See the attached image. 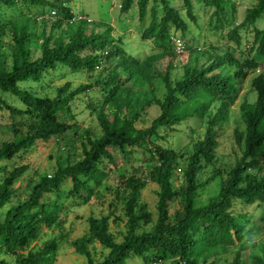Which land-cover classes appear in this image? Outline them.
Returning a JSON list of instances; mask_svg holds the SVG:
<instances>
[{
    "label": "trees",
    "instance_id": "trees-1",
    "mask_svg": "<svg viewBox=\"0 0 264 264\" xmlns=\"http://www.w3.org/2000/svg\"><path fill=\"white\" fill-rule=\"evenodd\" d=\"M163 16L157 20L151 12L150 25L143 34L144 39H154L158 47L170 54L169 29L185 33L187 25L175 8L167 0H161ZM187 15L193 20L190 0H181ZM215 9L217 17H225L223 0H201ZM230 1V0H225ZM256 4L248 9L242 22L228 32V40L240 48L239 31L253 28V46L249 57L236 59L226 51L222 56L209 59V64L187 68L180 81L172 84L168 66L162 75L165 96L162 101L147 100L144 95L133 94L127 83L140 77L142 66L137 59L128 56L110 37L111 28L102 32L86 31V21H69L72 15L59 1L49 0H0L2 5L16 8L18 5L35 7L38 10L49 9L48 15L55 12L62 17L53 23L59 34L50 32L44 35L39 51L34 58L31 48L33 37L30 23L34 18L28 14L0 25V92L19 100L22 109L14 108L0 98V110L10 115H26L28 121L20 133L12 127L13 139L0 143V209L10 204L17 190L15 184L27 171V165L13 164L10 169L6 164L14 163L20 155L30 151L38 142L56 140L60 142L75 125L60 121L61 115L73 116L70 104L74 98L91 89L80 86L74 91L65 84L58 89L55 98L39 97L19 87L20 83H39L54 72L59 66L74 72H94L102 60L112 61L113 68L105 82L108 88L106 98L98 112L97 119L102 136L97 140L88 139L82 144L80 159L75 163L58 166L52 176H44L32 187L26 200L10 207L3 220H0V256H13L12 264H54L58 251V242L50 241L40 250H32L31 245L39 238L43 226L52 228L59 221V208L56 202H44L45 195L58 191L66 179L72 183L71 194L84 197L87 202L93 192L107 178L106 164H116V153L127 161L130 149H141L149 139H161L160 129H172L193 117L206 118L207 127L204 138L193 146L184 172L185 189L182 208L170 217L169 206L177 196L172 181L178 164L175 151L154 145L156 164L151 172V180L157 185L158 223L150 229H144V205L140 202V192L145 187V180L135 176L125 179L129 191L125 216L127 218V236L120 244L108 234V219H88L87 233L73 243L76 252L83 255L88 264H126L131 257L151 259L146 264H215L211 260L216 254H225L235 244L243 245L244 225L235 215V207L264 203V175L254 177L248 172L259 170L264 160V77L258 75L252 80L256 92L254 104L243 102L240 106L241 117L245 124L244 136L236 133V144L243 145L241 158L226 173V180L212 200L203 206L196 205L198 191L206 184L199 182L203 169L202 162H211L217 147V130L228 117V111L237 95L236 84L244 80L249 73L259 67V58L264 57V29H257L256 22L264 20V0H255ZM150 0H121L120 9L127 13L137 7L138 18L143 21ZM232 13L234 14V6ZM41 14V12H39ZM35 20V19H34ZM219 23H223L218 18ZM11 32L12 45L10 54L3 52L2 38L5 28ZM185 50V47H184ZM171 55V54H170ZM149 63H144V66ZM124 75L125 79H123ZM216 103L217 106H213ZM156 105L159 115L150 121L147 128H138L142 113L149 106ZM98 243L108 250L107 256L100 262H93L88 246ZM241 252H235L232 262L242 264ZM0 264H9L0 258Z\"/></svg>",
    "mask_w": 264,
    "mask_h": 264
},
{
    "label": "rangeland",
    "instance_id": "rangeland-1",
    "mask_svg": "<svg viewBox=\"0 0 264 264\" xmlns=\"http://www.w3.org/2000/svg\"><path fill=\"white\" fill-rule=\"evenodd\" d=\"M56 3L59 1L72 15L71 24L77 22L78 17L86 21V31L102 32L106 27L111 28L110 37L118 44L125 53L138 60L142 66L140 77H136L127 83L133 94L144 95L147 100L162 101L165 96V88L162 75L169 66V76L172 84L180 81L187 68L209 64L210 58L222 56L229 51L238 60L249 57V50L253 46V28L239 31L241 39L240 48H236L233 42L228 40V32L240 24L248 9L252 8L255 0H223L225 17L215 15V9L204 4L201 0H190L193 20L187 15L184 3L181 0H167L169 6L175 8L180 17L187 25L185 33L176 31L174 27L169 29L170 54L163 55L166 51L156 45L154 39H144L143 34L150 25L154 11L157 20L163 16L161 0H150L147 14L143 21L138 18L137 7L133 6L127 13L120 9L121 0H49ZM234 6V14L232 13ZM49 9L38 10L35 7L18 5L16 8L1 6L0 25L4 26L10 21L28 14L31 17L42 15L31 21L30 31L33 34L31 48L34 58L40 56V45L44 35L50 32L59 34L61 29H55L53 23L62 17L60 12L51 18ZM41 12V14H39ZM223 23V26L218 21ZM257 29H264V20L256 22ZM180 40L185 47L183 53H177L173 40ZM3 52L8 56L12 45L11 32L8 27L2 38ZM116 60H102L99 67L92 73L86 71L74 72L59 66L54 72H49L39 83L27 82L18 84L23 90H27L39 97L55 98L58 89L65 84L69 90L74 91L80 86H91L85 93L77 95L70 104L69 115H61L60 121L75 125V129L69 130L61 138L60 142L50 140L38 142L30 151L20 155L14 163L6 164L10 169L13 164L27 165L28 169L15 184L16 196L10 204L0 209V220H3L7 211L13 205L26 200L32 187L39 183L44 176H52L58 166L75 163L80 159L82 144L88 139L97 140L102 136L97 115L106 98L108 88L105 82L108 73L113 68ZM259 67L253 73L236 84L237 95L228 111L226 122L217 131V147L213 153L211 162H202L203 169L199 175V182H205V186L198 191L196 205L203 206L216 197L220 186L226 180V173L241 158L243 145L236 144V133L244 136L245 124L241 117L240 106L243 102L254 104L256 92L252 87V80L258 75L264 77V57L259 58ZM149 66H144V63ZM125 79L124 75H122ZM0 98L14 108L22 109L19 100L9 94L0 92ZM213 106H217L216 103ZM156 105L149 106L142 113V121L137 122L138 128H147L150 121L159 115ZM26 115H10L7 111L0 110V143L13 139L12 127H17L19 132H24L28 121ZM207 127L206 118L193 117L172 129H160L161 139L151 138L143 143L141 149L127 148V161L116 153V164H106L107 178L97 188L91 198L86 202L84 197L71 194L72 183L66 179L58 191L51 192L44 197V202H56L59 208V221L52 228L43 226L37 241L32 243V250L42 249L50 241L58 242V251L54 264H88L87 259L76 252L73 243L83 237L88 231V219H108V234L115 243H122L127 236L125 208L129 198V191L125 187V179L131 176L145 180V187L140 192V202L144 205L145 223L144 229H150L158 223L157 212V185L151 180L153 166L157 163L154 155V145L173 150L178 155V164L174 170L172 184L177 190V196L169 206L170 217L175 211L182 208V198L185 189L184 172L189 157L192 155L193 146L202 141ZM254 177L264 175V160L260 163V169L248 172ZM235 215L239 216L244 225L243 245L235 244L229 252L212 256L211 261L215 264H228L232 262L235 252H241L242 264H264V203L248 206L240 204L235 207ZM88 251L93 262L102 261L108 254V250L98 243L88 246ZM12 264L13 256H0ZM151 259L150 254L145 258L131 257L126 264H146Z\"/></svg>",
    "mask_w": 264,
    "mask_h": 264
},
{
    "label": "built area",
    "instance_id": "built-area-1",
    "mask_svg": "<svg viewBox=\"0 0 264 264\" xmlns=\"http://www.w3.org/2000/svg\"><path fill=\"white\" fill-rule=\"evenodd\" d=\"M52 17L55 16V12H51L50 14ZM78 20H84L82 17H78ZM173 44L175 47V50L177 51V53H183L184 52V44L180 41V40H173Z\"/></svg>",
    "mask_w": 264,
    "mask_h": 264
}]
</instances>
